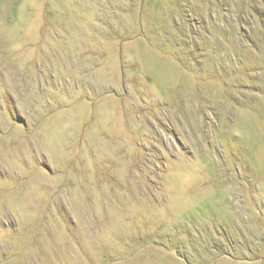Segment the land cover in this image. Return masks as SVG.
<instances>
[{
    "label": "rangeland",
    "instance_id": "374dc122",
    "mask_svg": "<svg viewBox=\"0 0 264 264\" xmlns=\"http://www.w3.org/2000/svg\"><path fill=\"white\" fill-rule=\"evenodd\" d=\"M0 264H264V0H0Z\"/></svg>",
    "mask_w": 264,
    "mask_h": 264
},
{
    "label": "crops",
    "instance_id": "0c3cea01",
    "mask_svg": "<svg viewBox=\"0 0 264 264\" xmlns=\"http://www.w3.org/2000/svg\"><path fill=\"white\" fill-rule=\"evenodd\" d=\"M81 9H83L82 5H81ZM47 11L51 13V12H53V9L51 7H49Z\"/></svg>",
    "mask_w": 264,
    "mask_h": 264
}]
</instances>
